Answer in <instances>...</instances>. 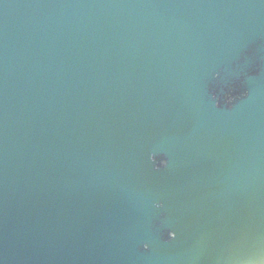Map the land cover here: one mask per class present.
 Here are the masks:
<instances>
[{
	"label": "water",
	"instance_id": "water-1",
	"mask_svg": "<svg viewBox=\"0 0 264 264\" xmlns=\"http://www.w3.org/2000/svg\"><path fill=\"white\" fill-rule=\"evenodd\" d=\"M0 264H264V0H0Z\"/></svg>",
	"mask_w": 264,
	"mask_h": 264
},
{
	"label": "snow or ice",
	"instance_id": "snow-or-ice-1",
	"mask_svg": "<svg viewBox=\"0 0 264 264\" xmlns=\"http://www.w3.org/2000/svg\"><path fill=\"white\" fill-rule=\"evenodd\" d=\"M144 247H145V248H147V247H148V245H147V244H145V245H144Z\"/></svg>",
	"mask_w": 264,
	"mask_h": 264
}]
</instances>
